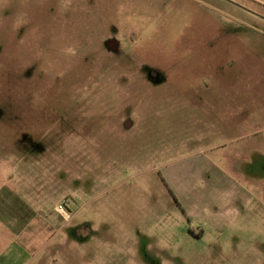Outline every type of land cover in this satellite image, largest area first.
I'll return each mask as SVG.
<instances>
[{
	"label": "rangeland",
	"instance_id": "rangeland-1",
	"mask_svg": "<svg viewBox=\"0 0 264 264\" xmlns=\"http://www.w3.org/2000/svg\"><path fill=\"white\" fill-rule=\"evenodd\" d=\"M253 14L0 0V264H264Z\"/></svg>",
	"mask_w": 264,
	"mask_h": 264
},
{
	"label": "flooded vegetation",
	"instance_id": "flooded-vegetation-1",
	"mask_svg": "<svg viewBox=\"0 0 264 264\" xmlns=\"http://www.w3.org/2000/svg\"><path fill=\"white\" fill-rule=\"evenodd\" d=\"M223 1H225L226 3H228V4H230V5L234 6V7H236V8H238V9H241V10H243V11H245V12H248V13H250V14H253V13L247 11L245 8L240 7V6H238L237 4L233 3V2L230 1V0H223ZM253 15L256 16L257 18H261L262 20H264V17L258 16V15H255V14H253ZM152 76L155 77L154 74H152Z\"/></svg>",
	"mask_w": 264,
	"mask_h": 264
},
{
	"label": "built area",
	"instance_id": "built-area-1",
	"mask_svg": "<svg viewBox=\"0 0 264 264\" xmlns=\"http://www.w3.org/2000/svg\"><path fill=\"white\" fill-rule=\"evenodd\" d=\"M65 210V207L61 204L58 206V211L63 212Z\"/></svg>",
	"mask_w": 264,
	"mask_h": 264
}]
</instances>
